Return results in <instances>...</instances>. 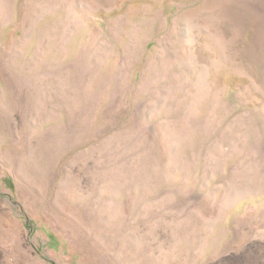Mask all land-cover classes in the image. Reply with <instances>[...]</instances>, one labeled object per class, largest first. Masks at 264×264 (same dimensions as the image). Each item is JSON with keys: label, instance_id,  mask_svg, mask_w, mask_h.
<instances>
[{"label": "rangeland", "instance_id": "obj_1", "mask_svg": "<svg viewBox=\"0 0 264 264\" xmlns=\"http://www.w3.org/2000/svg\"><path fill=\"white\" fill-rule=\"evenodd\" d=\"M0 264H264V0H0Z\"/></svg>", "mask_w": 264, "mask_h": 264}]
</instances>
